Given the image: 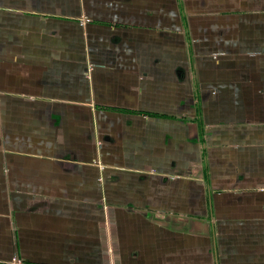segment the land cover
Segmentation results:
<instances>
[{
	"label": "crops",
	"instance_id": "0c3cea01",
	"mask_svg": "<svg viewBox=\"0 0 264 264\" xmlns=\"http://www.w3.org/2000/svg\"><path fill=\"white\" fill-rule=\"evenodd\" d=\"M264 264V0H0V264Z\"/></svg>",
	"mask_w": 264,
	"mask_h": 264
},
{
	"label": "built area",
	"instance_id": "2783aa9c",
	"mask_svg": "<svg viewBox=\"0 0 264 264\" xmlns=\"http://www.w3.org/2000/svg\"><path fill=\"white\" fill-rule=\"evenodd\" d=\"M11 262L14 264H22V262L18 258H13Z\"/></svg>",
	"mask_w": 264,
	"mask_h": 264
}]
</instances>
